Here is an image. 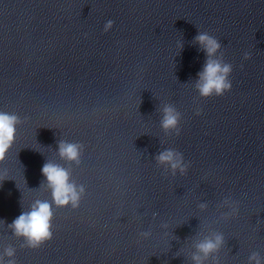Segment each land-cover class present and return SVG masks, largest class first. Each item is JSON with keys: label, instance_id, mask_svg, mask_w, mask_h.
I'll return each instance as SVG.
<instances>
[{"label": "clouds", "instance_id": "clouds-1", "mask_svg": "<svg viewBox=\"0 0 264 264\" xmlns=\"http://www.w3.org/2000/svg\"><path fill=\"white\" fill-rule=\"evenodd\" d=\"M113 25V20L106 21L103 31L108 32ZM191 43L198 45L199 50L206 55L203 68L197 73L198 78L192 84L199 98L221 97L225 93L230 92L232 89L230 76L233 72V65L225 60L224 53L221 51V42L207 31L198 29V34ZM183 46V41H181L180 50L183 49ZM251 58L250 52L245 51L243 53V60L247 61ZM159 113V124L165 135L179 137L181 135L182 113L172 103L161 104ZM200 114L201 110H197L196 115ZM22 123H24V120L18 114L0 111V162L4 161L6 153L12 148L17 126ZM160 143L162 144L163 142L160 141ZM57 145L58 151L55 152L64 164L46 158L41 168L44 179L41 181L39 188H36H46L50 193L51 199H35L27 210L24 209L21 203L23 210L11 223L6 224L4 220H0L6 225L16 240L22 241L19 245L20 248L38 249L45 242L50 241L53 238V206L56 208L71 207L72 209H77L82 198L86 195L85 185L78 184L73 179L71 167L73 164L76 166L81 164L85 145L62 139L57 140ZM154 160L156 165L164 170V174L170 172L173 177L177 173L181 176H186L191 166L190 162L185 161L183 153L175 148H166L159 151L154 156ZM197 207L201 212H205L208 210L209 205L207 202H200ZM223 208H228L229 211H220ZM217 211H220L219 220L230 219L238 215V203L233 201L230 196L225 197L217 205ZM152 215L155 218L157 213ZM160 227L167 230L169 224L163 222ZM165 235H168L167 231H165ZM139 236L143 239H148L152 236V231L151 229L141 231ZM175 239L178 240V237H175ZM225 245L226 239L222 232L211 230L208 234H197V238L192 240L191 250L187 251L184 257L190 264H220L219 253ZM16 251L15 246L7 245L0 252V264H17L15 259ZM248 264H264V257L259 252L253 251L248 256Z\"/></svg>", "mask_w": 264, "mask_h": 264}]
</instances>
